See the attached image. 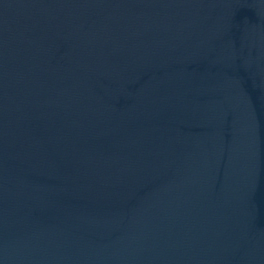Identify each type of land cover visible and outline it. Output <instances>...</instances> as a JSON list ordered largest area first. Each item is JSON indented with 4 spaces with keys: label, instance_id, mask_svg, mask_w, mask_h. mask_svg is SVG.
Here are the masks:
<instances>
[{
    "label": "water",
    "instance_id": "obj_1",
    "mask_svg": "<svg viewBox=\"0 0 264 264\" xmlns=\"http://www.w3.org/2000/svg\"><path fill=\"white\" fill-rule=\"evenodd\" d=\"M0 264H264V0H0Z\"/></svg>",
    "mask_w": 264,
    "mask_h": 264
}]
</instances>
